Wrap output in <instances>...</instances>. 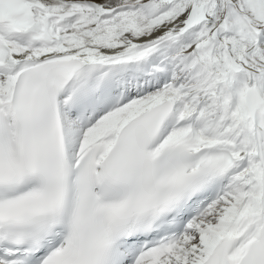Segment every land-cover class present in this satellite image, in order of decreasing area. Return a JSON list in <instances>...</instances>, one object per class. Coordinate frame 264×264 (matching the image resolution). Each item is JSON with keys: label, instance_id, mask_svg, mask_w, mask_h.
Wrapping results in <instances>:
<instances>
[{"label": "snow or ice", "instance_id": "6c2138e0", "mask_svg": "<svg viewBox=\"0 0 264 264\" xmlns=\"http://www.w3.org/2000/svg\"><path fill=\"white\" fill-rule=\"evenodd\" d=\"M0 264H264V0H0Z\"/></svg>", "mask_w": 264, "mask_h": 264}]
</instances>
